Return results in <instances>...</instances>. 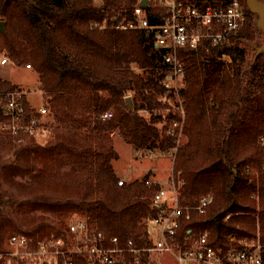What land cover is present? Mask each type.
Returning a JSON list of instances; mask_svg holds the SVG:
<instances>
[{
	"label": "trees",
	"instance_id": "trees-1",
	"mask_svg": "<svg viewBox=\"0 0 264 264\" xmlns=\"http://www.w3.org/2000/svg\"><path fill=\"white\" fill-rule=\"evenodd\" d=\"M195 1L214 7L230 2ZM138 2L0 0V20L6 22L0 53L37 73L47 114L62 134L52 148L61 154L60 166L70 169L79 183V195L67 201L107 238L131 240L138 248L151 244L146 222L157 214L151 195L161 186H146V176L118 185L112 166V136L117 132L137 152L174 151L173 172L182 182L178 196L183 205L195 207L201 198H210L206 213L190 211L182 228L207 230L218 245H227L230 233L240 242L254 239L258 231L264 244V55L250 61V43L262 38L255 17L242 1L245 21L227 41L208 52H181L188 87L182 92L185 142L177 145L168 129L180 115L168 108L162 52L154 48L149 32L114 27L121 20H136L133 9ZM144 11L152 24L166 15L151 2ZM225 55L229 61L221 59ZM15 90L20 88L0 77V92ZM23 103L27 113L35 112L25 97ZM2 108L0 103V122ZM105 112L111 118L102 119ZM10 167L7 173L12 176L22 169L18 159ZM35 200L64 205L51 195ZM229 212L233 215L225 222ZM3 217L8 216L2 210L0 226ZM68 224L51 237H65ZM18 233L34 243L51 238ZM76 262L87 264V259Z\"/></svg>",
	"mask_w": 264,
	"mask_h": 264
},
{
	"label": "built area",
	"instance_id": "built-area-1",
	"mask_svg": "<svg viewBox=\"0 0 264 264\" xmlns=\"http://www.w3.org/2000/svg\"><path fill=\"white\" fill-rule=\"evenodd\" d=\"M149 2L166 11L162 22L152 24L138 2L133 9L136 20H121L114 27L122 31L149 32L154 48L162 52L165 67L162 83L169 94L168 108L180 115L171 123L168 132L178 145L186 117L182 92L188 87L181 52L199 49L208 52L209 47L223 44L243 25L245 5L241 0H230L217 7L195 0H147V5ZM221 59L229 61L230 57L225 55ZM8 62V57L0 53V64ZM26 68L30 66L26 65ZM24 95L21 90L0 92V103L3 104L0 128L12 137L32 136L46 129L45 106L27 113ZM100 117L109 119L111 113L105 112ZM260 143L264 146V137L260 138ZM145 181L146 186L155 183L149 178ZM117 182L122 185L124 181ZM181 184L178 180L171 191L163 186L151 195V207L157 214L146 222L151 241L148 247L138 248L131 240L121 243L117 236L107 238L87 220L76 219L68 224L67 235L63 238H45L34 243L19 233L9 236L1 247L0 264H77L76 259L84 258L87 264H150L144 259L152 253L170 254L173 264H263L264 244L260 243L259 234L251 241L237 242L230 233L224 241L227 245H218L211 241L207 230L182 228L181 222L190 219V211L205 213L210 198H201L195 207L183 205L178 196ZM232 215L226 214L224 221ZM154 234L156 239L152 241Z\"/></svg>",
	"mask_w": 264,
	"mask_h": 264
},
{
	"label": "rangeland",
	"instance_id": "rangeland-1",
	"mask_svg": "<svg viewBox=\"0 0 264 264\" xmlns=\"http://www.w3.org/2000/svg\"><path fill=\"white\" fill-rule=\"evenodd\" d=\"M242 1L246 3V0ZM99 3L96 1V4ZM252 15L257 23L258 16ZM257 30L262 38L256 36L255 41L250 43L254 49L250 54V61L259 54L264 55L263 52L257 53L264 39L263 32L258 27ZM0 77L19 87L25 93L24 97L32 108L45 106L38 75L32 67L26 68L25 64L16 65L11 61L5 65L0 64ZM167 111V109L161 110L162 113ZM139 114L149 117L147 112ZM45 120L46 129L21 138L9 136L0 128V195L3 201L0 204V211L3 210L8 216L3 217L4 223L0 226L1 247L9 236L18 234L19 230H26L28 235L34 238L51 237L60 225L66 226L67 223L82 218L74 205L67 201L79 195V183L70 169L60 166L61 154L52 148L55 141L62 136L61 130L54 128L53 118L49 114L46 115ZM112 142L116 154L112 166L118 180L129 183L131 180H139L151 175L161 187L164 186L170 191L177 185L178 174L173 172L174 151L162 154L157 151L137 152L131 145L125 143L117 132H113ZM180 142H185V136ZM15 159H18L22 169L20 173L12 176L7 173V169ZM40 195L57 197L64 202V205L51 207L35 200ZM254 197L256 198L255 195ZM258 234L257 231L256 236ZM233 237L236 239L235 234ZM151 238L154 241L156 234ZM245 241L246 239L240 242ZM145 261L150 264L174 263L168 253L146 255Z\"/></svg>",
	"mask_w": 264,
	"mask_h": 264
},
{
	"label": "water",
	"instance_id": "water-1",
	"mask_svg": "<svg viewBox=\"0 0 264 264\" xmlns=\"http://www.w3.org/2000/svg\"><path fill=\"white\" fill-rule=\"evenodd\" d=\"M147 0H140L139 5L145 7L147 5ZM246 5L250 13L257 15V27L263 32L264 36V1L263 0H246ZM6 22L0 20V33L5 32ZM263 52L264 53V39L262 45L257 49V53ZM256 53V55H257ZM255 55V56H256ZM126 103L128 108H131V100L130 97L126 98ZM116 155V154H115Z\"/></svg>",
	"mask_w": 264,
	"mask_h": 264
},
{
	"label": "crops",
	"instance_id": "crops-1",
	"mask_svg": "<svg viewBox=\"0 0 264 264\" xmlns=\"http://www.w3.org/2000/svg\"><path fill=\"white\" fill-rule=\"evenodd\" d=\"M150 180H152V181H154L155 183H159L158 181H156V179H155V177H153V176H151L150 175V177H148Z\"/></svg>",
	"mask_w": 264,
	"mask_h": 264
}]
</instances>
